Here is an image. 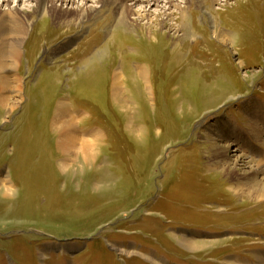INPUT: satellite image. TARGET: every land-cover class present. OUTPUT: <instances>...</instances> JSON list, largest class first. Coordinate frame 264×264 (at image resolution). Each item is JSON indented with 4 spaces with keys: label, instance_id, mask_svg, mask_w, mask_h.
I'll use <instances>...</instances> for the list:
<instances>
[{
    "label": "rangeland",
    "instance_id": "obj_1",
    "mask_svg": "<svg viewBox=\"0 0 264 264\" xmlns=\"http://www.w3.org/2000/svg\"><path fill=\"white\" fill-rule=\"evenodd\" d=\"M120 2L101 0L77 26L36 17L15 68L0 70V175L9 185L0 189V264H264V200L230 190L250 165L264 170V0H177L186 15L172 3L164 20L188 33L180 62L177 41L152 19L165 0L135 7L149 14L137 29L117 27ZM118 69L128 111L109 95ZM89 71L101 85L76 77ZM2 74L18 90L5 91ZM220 81L228 91L203 106ZM62 97L82 114L81 137L103 135L89 161L58 146ZM130 122L139 136H128ZM220 145L240 155L230 178L217 165ZM181 239L205 246L189 250Z\"/></svg>",
    "mask_w": 264,
    "mask_h": 264
},
{
    "label": "bare ground",
    "instance_id": "obj_2",
    "mask_svg": "<svg viewBox=\"0 0 264 264\" xmlns=\"http://www.w3.org/2000/svg\"><path fill=\"white\" fill-rule=\"evenodd\" d=\"M95 2L98 3L96 4ZM165 2H163L165 4L164 7H162L157 16L155 15V17L152 19H156L158 21V25L161 28L166 27L173 40L177 41V43L175 42L176 44L173 46L174 56L172 59L174 61L180 62L181 60L183 61L181 53L185 50V46H178V44L181 43V40L187 39L188 33L187 31L183 32V34L179 33L180 28L176 24L168 25L163 17H168V15H171V13H169V10L172 7V3L175 4L176 8L178 7L179 11L184 12L185 15L187 14V12H185L186 7L180 6L177 3V0H175V2L173 0H165ZM100 3L101 0H0V70L4 72V69H13V67L15 68L17 64V56L21 52L20 47L22 48L24 42H26L28 38L29 40L32 39V37L30 36V31L33 21L36 17L41 16L42 19L45 20L46 17L51 16L55 18V20L59 21L61 26L62 24L77 26L87 21L90 15L96 12L98 7L100 6ZM158 3H160V0H125L124 3L120 2V4H117V6H119L117 10L119 11L121 9L122 12L119 15V19L117 21V27L126 25L129 29H137L138 20L146 19L149 14L147 12L146 14H141V11H135V7H142V4H146L147 7L145 5V10L149 12L148 7L155 4H157L158 6ZM33 13L34 18L29 20V16ZM148 19L149 21L151 20L149 22L150 26L153 20L151 18ZM26 28H28V30L30 28V31H26ZM220 34H222L221 31H219L217 35L219 36ZM56 71L57 67L53 66L48 69L46 74L51 77V80H55L58 78V76L55 75L57 74ZM91 71L83 74V76L76 75V77H79V80L85 77L87 83L94 86L101 85L104 78L102 76H99L96 71L95 73H90ZM136 71L139 74V77L146 79L147 72L144 67H139L137 65ZM67 72L72 74L74 71L70 69L67 70ZM125 76L126 75L124 71L120 69L116 70L113 75H111L112 78L111 85L109 86V95L111 96V99L116 108L128 111L130 109V104L127 98L124 96V80L126 79ZM130 79H134V77L130 75ZM1 81L2 87L3 89H5V91L9 90L11 92L13 90H18V88H16L17 85H11L9 87L8 84L13 83L10 82L9 74H2ZM213 87L214 93H212L211 96H207V98L203 100V102H205L202 103L204 104L203 106H209L210 104H213L215 100H217V97L219 95H224L223 93L228 91V85H226V83L222 81H220L216 86ZM139 88L140 87L138 85L134 87V89L136 90H139ZM4 102L5 98L0 97V103L4 104ZM81 115L82 114H79L76 111L72 110V108L69 106V101L66 98L62 97L55 104L52 127L54 130H56V134L58 136V146L62 149L63 152L67 154L71 151L79 156H82L84 160L89 161L90 159H93L97 156V144L98 142H100V140L103 139V135L99 130L94 129L91 130L89 134L81 137V135L79 134L81 132L79 131ZM125 128L128 136L133 137L134 134L137 136H139L140 134L139 130L135 129L136 127H134L133 123L131 122L128 123ZM257 131L260 132L261 130L257 128ZM239 135L240 134H238V136ZM220 149L222 150L220 152V155L218 154L220 156V164L217 165L227 167V169H225L228 171L230 178L233 170L241 166L240 155L238 152H233L234 149L231 150L229 146L220 145ZM221 153L224 154V157L221 155ZM262 153L264 154V152ZM58 165L60 166V168H66L68 166L67 159H63L61 162H59ZM240 177H242L245 182H240L235 186L231 185V192L241 194L243 197L247 198L250 201L260 202L264 200V170H260L258 169V167L256 169L254 166L250 165V168L245 169L244 173H242ZM7 183L8 182L5 177L0 175V189H4L8 192L9 185ZM178 241L180 245H182L186 249L193 251H200L202 249V246H205L204 243L202 244L201 242L196 240L189 241L187 239H181ZM121 252L127 253L123 250H121ZM131 252L133 253V251H130L129 253L131 254Z\"/></svg>",
    "mask_w": 264,
    "mask_h": 264
}]
</instances>
